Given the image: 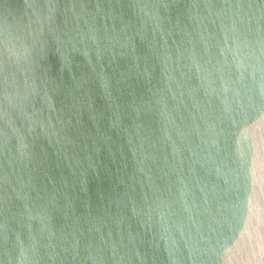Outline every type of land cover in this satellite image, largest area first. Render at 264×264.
<instances>
[{
    "label": "water",
    "instance_id": "1",
    "mask_svg": "<svg viewBox=\"0 0 264 264\" xmlns=\"http://www.w3.org/2000/svg\"><path fill=\"white\" fill-rule=\"evenodd\" d=\"M0 264H264V0H0Z\"/></svg>",
    "mask_w": 264,
    "mask_h": 264
}]
</instances>
